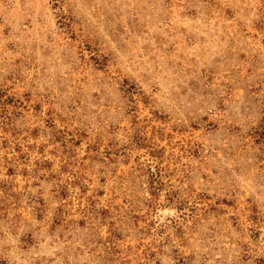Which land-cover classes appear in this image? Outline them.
I'll use <instances>...</instances> for the list:
<instances>
[{
    "label": "rangeland",
    "instance_id": "1",
    "mask_svg": "<svg viewBox=\"0 0 264 264\" xmlns=\"http://www.w3.org/2000/svg\"><path fill=\"white\" fill-rule=\"evenodd\" d=\"M0 264H264V0H0Z\"/></svg>",
    "mask_w": 264,
    "mask_h": 264
}]
</instances>
